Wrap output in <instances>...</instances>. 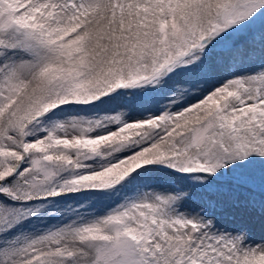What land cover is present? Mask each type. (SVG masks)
I'll return each instance as SVG.
<instances>
[{"label": "snow or ice", "instance_id": "6c2138e0", "mask_svg": "<svg viewBox=\"0 0 264 264\" xmlns=\"http://www.w3.org/2000/svg\"><path fill=\"white\" fill-rule=\"evenodd\" d=\"M0 264H264V0H0Z\"/></svg>", "mask_w": 264, "mask_h": 264}, {"label": "rangeland", "instance_id": "374dc122", "mask_svg": "<svg viewBox=\"0 0 264 264\" xmlns=\"http://www.w3.org/2000/svg\"><path fill=\"white\" fill-rule=\"evenodd\" d=\"M240 199H241V200L243 199V196H242V195L240 196ZM236 211H240V210H239V209H237Z\"/></svg>", "mask_w": 264, "mask_h": 264}]
</instances>
